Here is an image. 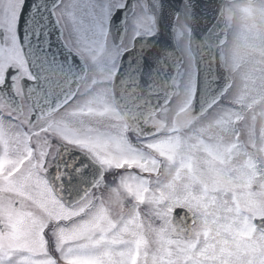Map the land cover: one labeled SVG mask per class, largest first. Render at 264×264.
Returning a JSON list of instances; mask_svg holds the SVG:
<instances>
[{
  "label": "snow or ice",
  "instance_id": "6c2138e0",
  "mask_svg": "<svg viewBox=\"0 0 264 264\" xmlns=\"http://www.w3.org/2000/svg\"><path fill=\"white\" fill-rule=\"evenodd\" d=\"M0 264H264V0H0Z\"/></svg>",
  "mask_w": 264,
  "mask_h": 264
}]
</instances>
